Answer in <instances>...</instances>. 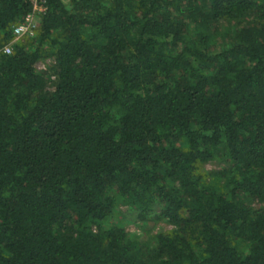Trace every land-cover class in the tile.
<instances>
[{
	"label": "trees",
	"instance_id": "1",
	"mask_svg": "<svg viewBox=\"0 0 264 264\" xmlns=\"http://www.w3.org/2000/svg\"><path fill=\"white\" fill-rule=\"evenodd\" d=\"M45 6L0 0V264H264V0Z\"/></svg>",
	"mask_w": 264,
	"mask_h": 264
},
{
	"label": "rangeland",
	"instance_id": "2",
	"mask_svg": "<svg viewBox=\"0 0 264 264\" xmlns=\"http://www.w3.org/2000/svg\"><path fill=\"white\" fill-rule=\"evenodd\" d=\"M66 3L69 0H64ZM219 42H221L224 38L218 37ZM55 60L53 58H46L40 60L35 65L37 71L44 74L47 79V89H53L55 76L51 71V67L54 65ZM225 166L224 162L221 161H213L206 164L204 167L206 170H215L220 169ZM259 203L254 201L252 205L257 206ZM120 214L119 220L122 221V224L126 228V231L130 234H135L138 237H147L149 234H156L158 232L169 231L173 227L165 220H155V219H146L141 220L138 215V211L129 205L120 204L119 206Z\"/></svg>",
	"mask_w": 264,
	"mask_h": 264
},
{
	"label": "built area",
	"instance_id": "3",
	"mask_svg": "<svg viewBox=\"0 0 264 264\" xmlns=\"http://www.w3.org/2000/svg\"><path fill=\"white\" fill-rule=\"evenodd\" d=\"M32 2V10L25 16V18L14 27V33L16 38H20L27 34H33L37 27L38 14L45 11V0H30ZM6 51L10 52V48H6Z\"/></svg>",
	"mask_w": 264,
	"mask_h": 264
}]
</instances>
